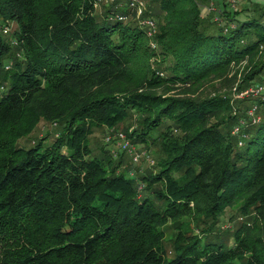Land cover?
I'll use <instances>...</instances> for the list:
<instances>
[{"label":"trees","instance_id":"1","mask_svg":"<svg viewBox=\"0 0 264 264\" xmlns=\"http://www.w3.org/2000/svg\"><path fill=\"white\" fill-rule=\"evenodd\" d=\"M145 1L155 49L130 0H0V264H264V98L234 99L264 79V0ZM42 119L60 134L19 147ZM96 124L154 169L94 157Z\"/></svg>","mask_w":264,"mask_h":264},{"label":"rangeland","instance_id":"2","mask_svg":"<svg viewBox=\"0 0 264 264\" xmlns=\"http://www.w3.org/2000/svg\"><path fill=\"white\" fill-rule=\"evenodd\" d=\"M115 0H100L99 6L97 8V12L101 14L105 10V6H108L112 4ZM143 1V8H147L148 2L145 0ZM224 0H209L208 2H205L204 6L202 7L205 9L207 7H214L213 13H215V18L218 16V8L219 3H223ZM230 1V0H226ZM232 4H239L241 0H231ZM209 11L205 10L204 14H207ZM140 18V22L143 24L145 16L137 17ZM146 28L147 25H144ZM8 31V35L11 34V32L14 29L13 23H10L9 27L6 28ZM243 68V65H242ZM241 68V70H242ZM241 76V72L240 75ZM130 123V122H127ZM123 128V125L121 127H116L114 129H110L106 126L101 125H93L90 135L88 136V142L90 145V148L92 150V155L99 156L101 158L113 155L114 159H116V163L120 161V167L118 169L120 170H127L130 174L136 175L142 173V171L146 169H154L156 161L161 157L160 154L156 151V148H147L145 145H134L132 148V151L130 150V147L126 144L125 141L129 142L126 134L121 131ZM62 128L59 125L56 124H50L45 120H41L37 125L36 128H34L30 133L22 137L18 140L17 144L19 147L28 148L31 146H34L35 144L39 143V141L44 140V145H50L55 138L60 134ZM122 132L125 134V139L123 142H121L120 139L116 136L117 133ZM112 136V142H107L106 138L108 136ZM63 152L66 153V146L63 149ZM120 153L122 155L120 156ZM135 153H146L147 157L142 156L138 161L135 160ZM122 160V161H121ZM242 217L236 208L228 209L226 211V214L220 218V222L213 227L212 233L209 235L210 238L215 239H221L223 241L228 242L230 245L233 244V240L231 236L233 234V231L236 229V227L242 223ZM202 228L196 227L194 228L195 234H202L201 233ZM175 233V229L173 226H171L167 230V235L170 236ZM169 242V241H168ZM166 242V246L170 249V243Z\"/></svg>","mask_w":264,"mask_h":264},{"label":"built area","instance_id":"3","mask_svg":"<svg viewBox=\"0 0 264 264\" xmlns=\"http://www.w3.org/2000/svg\"><path fill=\"white\" fill-rule=\"evenodd\" d=\"M129 5H130L131 8H134V9L137 10L138 17L143 16L142 14H143L144 9H145V8H143V1H141V0H130V4ZM205 9L208 10V11H213L214 7H207ZM119 19L126 20L127 17L124 16V15H120ZM142 25L143 26L144 25L148 26L147 27V34L152 39L151 46H152L153 49L157 48V42H155L153 40L154 34L157 31L156 30L157 25H156L155 20H153L151 18H145V20H144ZM263 78H264V76H263ZM246 98H252L253 100H257L258 98H262V99L264 98V79L260 83H255V84L246 86L243 89H237V87H235V89H234V99H246ZM257 110H258V104H257V102H255L253 104V106L251 108H249L248 111H247L248 115L255 122H258L259 119H260L257 116V113H256ZM239 131H240L239 126H236L234 128L233 132L237 134V133H239ZM116 136L118 137V139L121 140V142H123L124 139H125V134H123L122 132L117 133ZM106 140L110 144V142H112V136L109 135L106 138ZM125 142L130 147V150L132 151V148H133L134 144H132L130 141L129 142L125 141ZM142 156L147 157V154L146 153H135V160L138 161Z\"/></svg>","mask_w":264,"mask_h":264}]
</instances>
